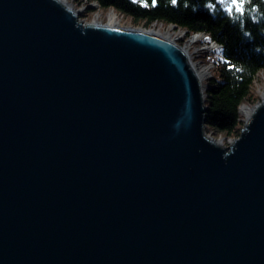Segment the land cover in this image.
I'll list each match as a JSON object with an SVG mask.
<instances>
[{
  "label": "water",
  "instance_id": "95a60500",
  "mask_svg": "<svg viewBox=\"0 0 264 264\" xmlns=\"http://www.w3.org/2000/svg\"><path fill=\"white\" fill-rule=\"evenodd\" d=\"M86 7L0 0V264H264V97L222 147L193 50Z\"/></svg>",
  "mask_w": 264,
  "mask_h": 264
},
{
  "label": "trees",
  "instance_id": "16d2710c",
  "mask_svg": "<svg viewBox=\"0 0 264 264\" xmlns=\"http://www.w3.org/2000/svg\"><path fill=\"white\" fill-rule=\"evenodd\" d=\"M85 1L122 14L131 25L142 28L153 23L174 25L185 31L186 37L202 34L197 45L218 46L212 51L199 52L202 62L210 65L212 72L205 91V129L212 134L239 136V108L256 100L253 82L264 70V0H245L243 14L235 10L229 14L230 0H175V3L173 0H155V3L153 0H76V3ZM83 16L86 14L80 17Z\"/></svg>",
  "mask_w": 264,
  "mask_h": 264
},
{
  "label": "rangeland",
  "instance_id": "374dc122",
  "mask_svg": "<svg viewBox=\"0 0 264 264\" xmlns=\"http://www.w3.org/2000/svg\"><path fill=\"white\" fill-rule=\"evenodd\" d=\"M68 3H71L73 5V8H75V10H78L80 12V7L82 6H86V5H91V8L87 9L84 8L83 9V12L81 15L83 14H86V16H83L80 17L81 15H79V19L85 21V22H91V21H94V20H97V21H101L102 23H107L108 21V13L110 11H112L111 9L109 10H104V9H100L99 7L96 6V4H94L93 2H84L83 4H79L78 2L76 3V0H67ZM116 17H117V20H118V25L121 26V27H140V26H135V25H131L128 21V19L126 17H124L122 14L120 13H115ZM160 28L161 29V32L163 31H167L168 32H178L180 31L181 34H182V37H178V40H176L174 43H176L177 45L179 46H183L184 43L187 42V40L191 39L192 37H196L197 40L195 42H192L189 44L188 48L189 49H192L193 52H194V57H195V61L197 64V66H201V67H206V75H205V80H204V84L206 85L207 82L210 81V79H212V72H211V68H209V66H207L206 64H204L202 62L203 59H201L202 57L199 56V52H208V51H212V50H215L216 48H219L218 46H216L215 44H211L209 46H202V45H197L196 43L200 42V40L203 38V35H200V34H192V35H189V37H186V32L183 31V30H180L178 29L176 26L174 25H163V24H156V23H153L152 25H150V27L148 29H151V28ZM142 28V27H141ZM175 34V33H174ZM174 34L172 35V37L174 36ZM196 52V53H195ZM253 98L256 99L254 100V102L250 103V104H243L242 106L243 107H246V108H252L253 106H255L256 104H258L262 99H263V94H264V70L259 72L256 77H255V80L253 82ZM241 106V107H242ZM240 107V108H241ZM239 108V110H240ZM240 120H241V129L243 127V124H244V120H245V114L243 112H240ZM205 132L207 135H209L210 137H212L213 139H216V140H221V146L222 147H228L230 146V143L231 141L234 139V138H237V137H227L225 135H221V134H212L209 130L205 129Z\"/></svg>",
  "mask_w": 264,
  "mask_h": 264
},
{
  "label": "bare ground",
  "instance_id": "6f19581e",
  "mask_svg": "<svg viewBox=\"0 0 264 264\" xmlns=\"http://www.w3.org/2000/svg\"><path fill=\"white\" fill-rule=\"evenodd\" d=\"M62 4H64L66 7L68 6L69 8H72L73 5L71 3H68L67 0H59ZM89 23V22H87ZM93 23H102L101 21H97V20H94ZM107 26H110V27H116V26H119L118 25V20H117V17L115 15V13L113 11H110L108 13V21L106 23ZM137 28H141V27H137ZM141 29H147L149 32L151 33H155V34H158V35H161L162 37L164 38H167V39H170L172 40L173 42H175L176 40H178V37H182V34L180 31L178 32H168L167 31H163L161 32V29L160 28H151V29H148V28H141ZM175 33V34H174ZM174 34V36L172 37V35ZM197 40L196 37H192L190 40L188 39L186 43H184V45L182 46L183 48H188L189 44L192 43V42H195ZM189 49V48H188ZM196 53V52H195ZM198 63H196V66H197ZM209 66L210 68V65H207ZM206 67H201V66H197V70H198V75H199V78H200V82L204 85V80H205V75H206ZM263 97H264V94H263ZM241 112H244L246 114L250 113L249 110L245 107H241ZM221 141V140H219Z\"/></svg>",
  "mask_w": 264,
  "mask_h": 264
},
{
  "label": "snow or ice",
  "instance_id": "6c2138e0",
  "mask_svg": "<svg viewBox=\"0 0 264 264\" xmlns=\"http://www.w3.org/2000/svg\"><path fill=\"white\" fill-rule=\"evenodd\" d=\"M153 3H155V0H153ZM173 3H175V0H173ZM245 7V0H230V4L227 7V11L229 14L235 10L237 13L243 14Z\"/></svg>",
  "mask_w": 264,
  "mask_h": 264
}]
</instances>
